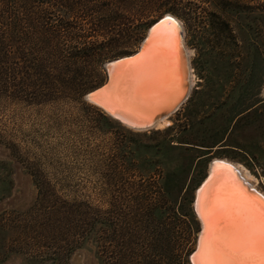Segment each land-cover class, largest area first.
<instances>
[{
	"label": "rangeland",
	"instance_id": "1",
	"mask_svg": "<svg viewBox=\"0 0 264 264\" xmlns=\"http://www.w3.org/2000/svg\"><path fill=\"white\" fill-rule=\"evenodd\" d=\"M181 3L164 14L184 24L192 88L169 123L133 130L85 99L106 62L139 48L149 26L136 8L123 33L75 43L111 42L118 55L80 96H0V264H191L199 223L185 214L209 160L245 166L264 190V0ZM82 227L87 241L62 254Z\"/></svg>",
	"mask_w": 264,
	"mask_h": 264
},
{
	"label": "trees",
	"instance_id": "2",
	"mask_svg": "<svg viewBox=\"0 0 264 264\" xmlns=\"http://www.w3.org/2000/svg\"><path fill=\"white\" fill-rule=\"evenodd\" d=\"M96 2H101L100 7ZM181 4V0H0V96L28 104L67 94L80 96L94 85L97 67L118 55L111 42L86 40L84 48L75 47V43L99 29L110 32L109 28H115L123 33L127 30L122 26L124 21H130L126 12L133 8L142 19L139 26L145 28ZM195 12L185 9L193 21L197 19ZM81 61L86 66L79 67ZM71 73L73 76L67 78ZM185 215L195 221L192 208ZM87 231L82 227L72 240L70 237L69 247H63L61 253L81 247L87 241Z\"/></svg>",
	"mask_w": 264,
	"mask_h": 264
},
{
	"label": "water",
	"instance_id": "3",
	"mask_svg": "<svg viewBox=\"0 0 264 264\" xmlns=\"http://www.w3.org/2000/svg\"><path fill=\"white\" fill-rule=\"evenodd\" d=\"M168 18L175 21L173 35L169 34L173 26L165 23ZM189 52L183 22L166 13L149 26L137 51L106 62L105 82L88 91L85 99L130 129L156 127L159 120L170 116L189 97L192 88ZM215 161L219 159L209 160L206 175L194 192L192 208L199 231L189 255L191 264H200L202 243L210 228L235 242L246 230L259 226V201L253 197L254 203L249 204L238 197L237 212L233 193L243 189L247 195L252 191L236 171L214 164ZM220 264H264V253L221 258Z\"/></svg>",
	"mask_w": 264,
	"mask_h": 264
},
{
	"label": "snow or ice",
	"instance_id": "4",
	"mask_svg": "<svg viewBox=\"0 0 264 264\" xmlns=\"http://www.w3.org/2000/svg\"><path fill=\"white\" fill-rule=\"evenodd\" d=\"M173 26L169 34L175 33V21L171 18L165 22ZM238 197H243L249 204L254 203L253 197L259 201L260 220L258 228H250L243 236L235 242H231L221 237L220 233L213 227L205 237L201 249L200 264H220L221 258L242 257L259 253H264V194L257 195L249 192L245 195L243 189L233 193V206L239 212ZM250 219V218H249Z\"/></svg>",
	"mask_w": 264,
	"mask_h": 264
},
{
	"label": "bare ground",
	"instance_id": "5",
	"mask_svg": "<svg viewBox=\"0 0 264 264\" xmlns=\"http://www.w3.org/2000/svg\"><path fill=\"white\" fill-rule=\"evenodd\" d=\"M172 14V13H171ZM189 55H190V52H189ZM189 60H190V56H189ZM139 60H137L136 62H138ZM191 61V60H190ZM135 62V63H136ZM192 74V73H191ZM193 76V75H192ZM193 80V79H192ZM193 82V81H192ZM192 85V83H191ZM92 103V102H91ZM168 117L169 116H166L164 118H162L161 120H159L157 123H156V126L158 125H163V124H166V123H169V120H168ZM215 159H219V161H215V163H220L221 165H224L226 167H229L231 168V170L233 171H236V173L238 175H240L241 177V180L243 182H245L244 184L246 186H248V188L252 191V192H255L257 193V195H261V194H264V193H261L259 194V192H263L262 190H260L258 187H257V179L256 177L243 165L239 164V163H236V162H233L232 160L230 159H226V158H219V157H214ZM252 188H255L256 191L252 190ZM259 191V192H258Z\"/></svg>",
	"mask_w": 264,
	"mask_h": 264
}]
</instances>
